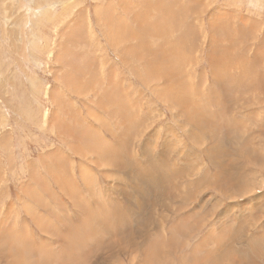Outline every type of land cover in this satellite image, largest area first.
<instances>
[{"label":"rangeland","instance_id":"obj_1","mask_svg":"<svg viewBox=\"0 0 264 264\" xmlns=\"http://www.w3.org/2000/svg\"><path fill=\"white\" fill-rule=\"evenodd\" d=\"M107 204L66 264H141L159 218L183 264H264V0H0V264H56L36 246Z\"/></svg>","mask_w":264,"mask_h":264},{"label":"bare ground","instance_id":"obj_2","mask_svg":"<svg viewBox=\"0 0 264 264\" xmlns=\"http://www.w3.org/2000/svg\"><path fill=\"white\" fill-rule=\"evenodd\" d=\"M160 4H161V2H160ZM164 5V4H163ZM162 8V7H161ZM165 8H166V5H165ZM170 8V7H169ZM168 8V9H169ZM181 8V7H180ZM183 8V7H182ZM185 8V7H184ZM183 8V9H184ZM165 10V9H164ZM167 10V9H166ZM181 10V9H180ZM186 10V9H185ZM184 11V10H183ZM183 11H182V15H183ZM188 11V10H187ZM170 12V11H169ZM186 13V12H185ZM185 16V15H184ZM193 20V19H192ZM158 22H156L155 24H157ZM163 24V23H162ZM191 24V23H190ZM151 25V24H150ZM116 26V25H115ZM119 26H121L120 24H119ZM155 27H157V26H155ZM159 27V26H158ZM149 29H151V28H149ZM226 29V28H225ZM148 32H150V30H148ZM152 32V31H151ZM154 32V31H153ZM156 32V31H155ZM160 33V32H159ZM157 37V36H156ZM220 45V44H219ZM218 47V46H217ZM156 48V47H155ZM159 48V47H158ZM223 52V51H222ZM153 66V65H152ZM151 66V64H150V62H149V68H151L152 67ZM216 67V66H215ZM154 68V67H153ZM220 68V67H219ZM152 69V68H151ZM215 76V75H214ZM214 80V79H213ZM215 81V80H214ZM211 86V85H210ZM117 88V87H116ZM117 92V91H116ZM170 92V91H169ZM174 93V92H173ZM172 93V94H173ZM164 94V93H163ZM174 95V94H173ZM183 95V94H182ZM228 95V94H227ZM162 96V95H161ZM170 96V95H169ZM166 97V96H165ZM178 97V96H177ZM124 98V97H123ZM164 98V97H163ZM167 98V97H166ZM174 98V97H173ZM167 99H169V98H167ZM176 99V98H175ZM110 100H111V98H110ZM169 100H171L172 101V99H169ZM185 100V99H184ZM175 101V100H174ZM177 102L175 103V105H179V107H181L183 104H184V102H183V97H181V95L179 96V98L176 100ZM116 102V101H115ZM172 103H173V101H172ZM173 103V104H174ZM209 103H210V101H209ZM211 106V105H210ZM187 107V106H186ZM206 108L208 107V105L207 106H205ZM209 108V107H208ZM207 108V109H208ZM210 108H212V107H210ZM209 108V111L211 110ZM214 108V107H213ZM220 108V107H219ZM230 108H232V107H230ZM215 109V108H214ZM218 109V108H217ZM223 109L224 110H226L227 109V106L226 107H223ZM229 109V108H228ZM197 110V109H196ZM200 110V109H199ZM219 110V109H218ZM217 110V112H219ZM234 110H235V108H234ZM207 112H208V110H206ZM212 112H214L213 110H212ZM211 112V113H212ZM217 112H215L214 114L215 115H217L216 113ZM185 113V112H184ZM220 113V112H219ZM187 114V116L186 117H190V112L188 111V110H186V113L184 114V115H186ZM214 114H209V115H214ZM124 115V114H123ZM122 114L120 115L121 117H120V121H121V124L122 123H124V120H125V115L123 116ZM208 115V116H209ZM219 116H220V114H219ZM219 116H216V117H219ZM223 116V115H222ZM215 117V118H216ZM196 118V117H195ZM208 118V117H207ZM212 118V117H211ZM220 118V117H219ZM202 119V118H201ZM213 120H214V118H213ZM220 120V119H219ZM204 121V120H203ZM202 121V122H203ZM201 122V120H200V122H199V124H201L202 123ZM209 122V121H208ZM220 122V121H219ZM218 122V123H219ZM196 123H198V122H196ZM212 123V122H211ZM215 123V122H214ZM235 124V123H234ZM125 125V124H124ZM200 126V125H199ZM201 126H202V124H201ZM216 126V125H215ZM222 130V129H221ZM224 130V129H223ZM218 131H220V130H218ZM234 132V131H233ZM216 136V135H215ZM214 139V138H213ZM152 148V147H151ZM119 152V151H118ZM118 152H116V153H118ZM122 152V151H121ZM115 153V152H114ZM107 154V153H106ZM111 154H113V152L111 153ZM123 154V153H122ZM101 155V154H100ZM104 155V154H103ZM122 156V155H121ZM126 156V155H125ZM100 157V156H99ZM142 157H143V159H144V156L142 155ZM122 158H123V156H122ZM124 158H126V157H124ZM138 158L139 157H136V158H133V159H135V160H138ZM146 158H147V156H146ZM145 158V159H146ZM127 159V158H126ZM132 158H131V160H133ZM142 159V158H141ZM143 159H142V161H143ZM105 160V159H104ZM130 161V160H129ZM151 162V161H150ZM123 163V162H122ZM135 164V163H134ZM145 165V164H144ZM148 165H150L149 163H148ZM131 166H132V164H131ZM163 166L164 165H162V166H160V165H158V164H156V163H152L151 162V166L149 167V168H147L146 169V167L145 168H143V166H141L142 168V172L145 170L146 172H148V173H150L152 176H151V180H150V177H148L147 179H145L144 181H147V180H150L151 182H152V184H151V186H155L156 187V189H157V187H158V185H159V183L161 182V181H163V182H168L169 184H170V182H169V176L168 175H166V172H163ZM171 167H175L174 165L173 166H170V168ZM139 168H140V166H139ZM176 168V167H175ZM174 168V169H175ZM134 169V168H133ZM173 169V168H172ZM177 169H178V167H177ZM152 170V171H151ZM136 171V170H135ZM131 172H134V170L133 171H131ZM140 173V172H139ZM145 173V172H144ZM148 173H146V174H148ZM180 173V172H179ZM181 174V173H180ZM149 175V174H148ZM179 175V174H178ZM137 176V175H136ZM143 176V175H142ZM150 176V175H149ZM181 176H183V174H181ZM185 176V175H184ZM133 177H135V176H133ZM138 178V177H137ZM142 180H143V178H144V176H143V178L142 177H140ZM132 180V179H131ZM144 181H143V183H144ZM162 182V183H163ZM162 185V184H161ZM160 185V186H161ZM164 185V184H163ZM154 187V188H155ZM162 187V186H161ZM86 192V191H85ZM91 194V193H90ZM188 200V199H187ZM62 205V204H61ZM107 206H109V208H111V207H117V205L115 206V205H111V207H110V204L108 205H105V206H103L101 209H98V210H94V209H91V206H86V207H84V210H85V212L87 213V216H86V219L84 220V222L80 225V227L79 228H75V227H73V225H70V224H67V225H65V226H59V228H58V231H59V235H61V237H60V245H57V247H59L58 249H57V251H53L54 249H52V246H47V244H46V242H41V245H37L36 247H38L39 249H41V248H44V249H46V250H48V254L55 260V262H56V264H66V263H68V260H70V259H72L74 256H75V254H74V251H79L81 254H83V255H85V256H89V255H91V254H93L95 251H97V250H101L103 253H104V251L102 250V247L100 248V242H103L102 240H103V237H106V230H105V228H104V226L102 225V224H100V223H93V221L91 220V217L93 216V215H97L96 216V219L97 218H99V216H100V214L102 213V212H104V209L107 207ZM124 206H126V205H124ZM129 206V205H128ZM127 206V207H128ZM61 207V206H60ZM113 207V208H114ZM109 208H107L108 210H110ZM123 208V207H122ZM65 209V208H64ZM112 210V209H111ZM124 210V212L126 213L127 212V209H123ZM63 211V210H62ZM107 211V210H106ZM115 211V210H114ZM116 211H119V206L117 207V210ZM107 213H109V212H107ZM116 214L118 215V216H122V214L121 213H117L116 212ZM47 215H48V213H47ZM127 215H128V213H127ZM130 216V215H129ZM158 216H160L159 214H158ZM185 217H187V216H185ZM50 219V218H49ZM49 219H47L48 221H51V220H49ZM184 220V219H183ZM148 221L151 223V220L150 219H148ZM162 221H163V219L162 218H159L158 219V221L157 222H154L153 224L156 226L157 225V227L155 228V230L152 232V233H149V238L147 239L146 237V243H145V247L146 248H144V250L140 253V255H142V263L141 264H173V262L172 261H175V259H178V263H180V264H183L184 263V261H185V256H183V255H181V254H179L178 255V258H173L172 257V254L170 253V251L171 250H173V251H175V252H177V250L178 249H180L178 246H177V243H176V241H175V239H174V237H172L171 235H168V232L167 231H165L166 232V235L164 234V231H162L161 230V225H162ZM37 223H38V221H37ZM41 224H42V222H40ZM157 223V224H156ZM22 225H24V224H22ZM105 226H106V228H107V230H112V223L110 222V221H108V222H106L105 224H104ZM15 227V226H14ZM17 227V226H16ZM71 227H73L72 228V230H69ZM147 227V226H146ZM18 229V228H17ZM56 225L54 224L53 225V227H52V229L50 230V232H52L51 234H55L56 233ZM68 229V230H67ZM131 229V228H130ZM129 229V230H130ZM19 231V230H18ZM27 231H28V233H27ZM26 231V233H25V235H27V234H29L28 235V240L29 241H31V238H33L34 236H32L30 233H29V231L30 230H27ZM39 231H40V233L42 234V235H44V237L46 236L47 238H53V235H48V234H46V233H44V231H43V229H39ZM126 232H127V230H126ZM132 233H134L133 231H131ZM147 231H144V234L146 233ZM22 233V232H21ZM124 233H125V231H124ZM173 233V232H172ZM23 236H24V231H23ZM122 234V233H121ZM120 234V235H121ZM174 234V233H173ZM31 235V236H30ZM111 235H113V232H111ZM123 235V234H122ZM127 235V234H126ZM15 236H18V235H15ZM20 236V235H19ZM114 236V235H113ZM145 236H147V235H145ZM259 236H260V234H259ZM259 236L257 235H255L254 236V241H249V239H248V249H250V248H254L255 249V247H256V245H257V242H258V239H259ZM237 237V236H236ZM113 239V238H112ZM124 239V238H123ZM238 239V238H237ZM106 240V239H105ZM127 240H128V238H127ZM34 241H40V240H37L35 237H34ZM203 241V240H202ZM260 241V240H259ZM212 242V241H211ZM110 243V242H109ZM233 246H234V250L239 254V253H241V252H243L244 250L242 249V251H241V249L240 250H238L237 248H236V245H238V241H236L235 239H233ZM260 243H261V241H260ZM111 246L112 247H117V246H123L122 248H120L119 250H116V251H111L110 253V255H107V257H112V258H114V261L115 260H122V261H125V260H127L128 261V259H126L123 255V259H121V257L119 258L118 257V251L120 252V250L122 251H124V249L125 248H128V247H130L131 248V246H137L136 244L135 245H133L132 244V242H129L128 241V243H126L125 241H122V239H120V238H118L117 240H113V241H111ZM242 244V243H241ZM262 244V243H261ZM103 245V244H102ZM199 247H201V246H204V242H200L199 244ZM213 245V244H212ZM219 245H221L220 244V242H215V247H217V246H219ZM214 246V245H213ZM239 246V245H238ZM242 246V245H241ZM246 246V245H245ZM264 246V245H263ZM139 247V246H138ZM182 248L184 247V245H182L181 246ZM38 248H33L32 249V251H33V253L32 254H34V253H36L37 252V250H38ZM212 248V247H211ZM214 248V247H213ZM233 248V247H232ZM240 248V247H239ZM105 249V248H104ZM108 249V248H107ZM109 249H111L110 247H109ZM230 249V248H229ZM257 249V248H256ZM45 250V251H46ZM113 250H114V248H113ZM200 250V249H199ZM44 251V250H43ZM44 251V252H45ZM52 251V252H51ZM91 251H93V252H91ZM131 251H132V248H131ZM137 251V250H136ZM231 251V250H230ZM233 251V250H232ZM38 253V252H37ZM36 253V254H37ZM107 253V252H106ZM232 253H234V251L232 252ZM108 254V253H107ZM196 255V254H195ZM194 255V256H195ZM242 255V254H241ZM245 255V254H244ZM205 256H208V255H205ZM202 257V256H201ZM237 257H239L238 255H237ZM203 259L202 260H208L207 258H204V257H202ZM230 258V256L229 255H224L223 257H221V259H229ZM141 259V258H140ZM188 259V258H187ZM192 259V258H191ZM200 258H199V256L198 257H194L193 259H192V261L194 260V261H197L198 263H199V260ZM243 259V258H242ZM241 260V259H240ZM13 261H15V260H13ZM16 261H17V259H16ZM15 261V262H16ZM126 261V262H127ZM246 261V260H245ZM18 262V261H17ZM20 262V261H19ZM126 262H125V264H126ZM204 262V261H203ZM224 262V261H223ZM232 262V261H231ZM26 263V262H25ZM132 263V262H131ZM16 264V263H15ZM133 264V263H132Z\"/></svg>","mask_w":264,"mask_h":264}]
</instances>
